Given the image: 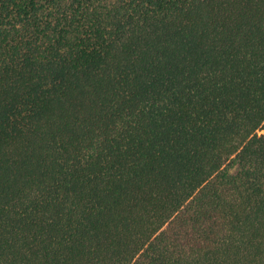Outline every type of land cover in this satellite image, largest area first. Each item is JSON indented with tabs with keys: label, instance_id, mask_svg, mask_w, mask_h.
<instances>
[{
	"label": "trees",
	"instance_id": "1",
	"mask_svg": "<svg viewBox=\"0 0 264 264\" xmlns=\"http://www.w3.org/2000/svg\"><path fill=\"white\" fill-rule=\"evenodd\" d=\"M0 264H264V0H0Z\"/></svg>",
	"mask_w": 264,
	"mask_h": 264
},
{
	"label": "rangeland",
	"instance_id": "2",
	"mask_svg": "<svg viewBox=\"0 0 264 264\" xmlns=\"http://www.w3.org/2000/svg\"><path fill=\"white\" fill-rule=\"evenodd\" d=\"M263 131H259V133H262Z\"/></svg>",
	"mask_w": 264,
	"mask_h": 264
}]
</instances>
